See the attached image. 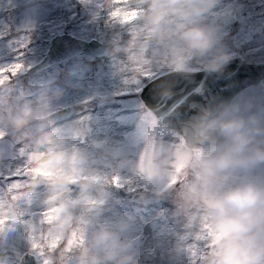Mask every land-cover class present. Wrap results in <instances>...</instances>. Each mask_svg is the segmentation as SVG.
I'll list each match as a JSON object with an SVG mask.
<instances>
[{"label": "rangeland", "instance_id": "1", "mask_svg": "<svg viewBox=\"0 0 264 264\" xmlns=\"http://www.w3.org/2000/svg\"><path fill=\"white\" fill-rule=\"evenodd\" d=\"M206 2L153 0L131 7L127 0L123 10L137 15L125 25L108 17L113 0H0V69L24 66L0 86V186L24 165L22 149L32 157L26 175H37L21 178L11 191L6 186L0 198V264H21L27 252L40 264L33 244L50 264H119L125 258L130 264H193V244L200 245L197 264L212 260L216 241L205 197L246 183L264 187V163L206 182L196 151L140 98L150 80L146 72L214 68L225 56L264 62V0H217L188 15ZM188 27L212 32L213 48L204 55L188 49L179 39ZM65 33L98 40L109 55L82 54L26 77L48 53L51 39ZM18 41H27L26 47ZM67 106L75 108L71 120L48 121ZM25 108L31 116L17 128L13 121ZM234 124L248 141L243 156L264 150V82L242 92L210 123L231 140L220 152L236 146L226 131ZM114 176L121 187L111 184ZM177 176L180 183L172 184ZM135 194L141 195L138 203ZM77 204L82 209L73 218ZM44 213L51 219L42 223ZM74 233L82 234V244Z\"/></svg>", "mask_w": 264, "mask_h": 264}, {"label": "water", "instance_id": "2", "mask_svg": "<svg viewBox=\"0 0 264 264\" xmlns=\"http://www.w3.org/2000/svg\"><path fill=\"white\" fill-rule=\"evenodd\" d=\"M151 1L128 0V4L134 7ZM81 54L105 57L109 52L98 40L59 34L52 38L46 56L29 68L25 76L33 77ZM218 66L219 70L216 67L197 71L162 69L143 86L140 93L146 108L165 128L180 134L190 151L216 153L230 146L231 140L224 134L222 127L210 128V123L223 117L243 91L264 82V62H248L238 56ZM74 114L75 108L68 106L52 112L47 119L54 124H61L72 119ZM206 130L208 135L203 134ZM36 176V173L26 175L29 179ZM140 196L135 194L134 202L138 203ZM81 209L80 204L75 205L72 217H78ZM210 262L209 258L200 264ZM21 264L38 263L34 255L27 252L22 256Z\"/></svg>", "mask_w": 264, "mask_h": 264}, {"label": "clouds", "instance_id": "3", "mask_svg": "<svg viewBox=\"0 0 264 264\" xmlns=\"http://www.w3.org/2000/svg\"><path fill=\"white\" fill-rule=\"evenodd\" d=\"M216 2L207 0L205 8L193 9L188 15H199ZM179 39L197 55H204L215 44L214 34L199 27L184 29ZM227 59L222 57L221 63ZM214 67L219 70V66ZM30 116L31 110L25 108L13 124L23 128ZM240 127L234 124L226 128L229 135L234 134L236 141V146L228 151L211 156H205L199 150L195 152V160L206 182L211 183L236 168H250L264 163V150L257 149L248 156L242 155L248 141L240 134ZM191 158L185 157L188 160ZM204 203L216 241V251L210 264H264V187L255 183L242 184L207 196ZM190 219L194 224L195 216ZM119 264H130V258L121 260Z\"/></svg>", "mask_w": 264, "mask_h": 264}, {"label": "snow or ice", "instance_id": "4", "mask_svg": "<svg viewBox=\"0 0 264 264\" xmlns=\"http://www.w3.org/2000/svg\"><path fill=\"white\" fill-rule=\"evenodd\" d=\"M126 2H127V0H113V4L115 5V7L110 8L108 11V17L111 21H113V22L119 21L121 24H125V25H131L134 23V20H135L137 13L125 12L123 10L122 5L126 4ZM100 7H103V5H100ZM17 43L20 44V47H26L27 41H18ZM23 67H24L23 64L16 63L7 69H0V86H2L4 83L8 82L9 74L14 76L19 71H21L23 69ZM144 77L147 79H151L153 77V74L151 72H146L144 74ZM2 136H3V132H0V138H2ZM150 147H153V148L155 147V141L154 140H153L152 144L150 145ZM147 150L148 149L146 148L145 152H147ZM20 155H21V157L24 158L25 163L22 167H18L17 169L12 171L11 175L3 177V180L5 181V186H0V198H2L6 186H7L8 190L11 191V189L13 187H17L19 185V183L22 182L23 179H21V178H24L27 174V171H28L27 161L30 160L32 157L30 154H26L23 149L21 150ZM142 162H143V156H141V164H142ZM141 170H143V169L141 168ZM42 174L46 175V173H42ZM171 183L172 184H179L180 183L179 176L173 178L171 180ZM111 184L115 187H121L120 178L118 176L112 177ZM130 184H131V182H129V185ZM128 190L131 191L133 189L131 187H129ZM44 215H45L46 219L44 221H42V223L50 221L51 217L48 215V213H44ZM0 223H3V221H0ZM209 235H211L210 230H209ZM73 236H74V239L76 240V242L78 244L83 243L82 234L79 237H77L76 234L74 233ZM51 247H54V245L49 246V248H51ZM32 249H33L34 253L36 254V256L39 258L40 264H50V262L44 258L45 253L39 245L33 244ZM189 254L193 258V264H197V261L199 260L200 254H201L200 245L199 244H193V246L189 250Z\"/></svg>", "mask_w": 264, "mask_h": 264}]
</instances>
